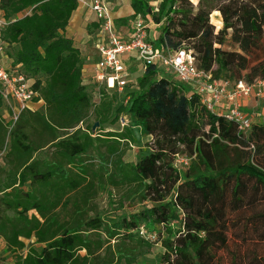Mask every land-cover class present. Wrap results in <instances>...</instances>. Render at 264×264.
<instances>
[{"label":"trees","instance_id":"16d2710c","mask_svg":"<svg viewBox=\"0 0 264 264\" xmlns=\"http://www.w3.org/2000/svg\"><path fill=\"white\" fill-rule=\"evenodd\" d=\"M79 5L0 0L3 58L33 80L44 101L43 110H24L13 124L0 108V238L15 264H137L157 242L165 251L156 264H216L220 251L230 264H264L257 250L264 244V122L240 129L156 64L143 70L136 89L126 87L119 105L113 91L97 83L90 90L82 53L65 34ZM131 6L134 17L161 29L150 41L191 48L200 70L247 85L264 79V0ZM125 112L155 143L135 164L121 153L130 130L97 133ZM178 155L189 165L179 166ZM107 181L151 204L104 217L94 199Z\"/></svg>","mask_w":264,"mask_h":264},{"label":"built area","instance_id":"2783aa9c","mask_svg":"<svg viewBox=\"0 0 264 264\" xmlns=\"http://www.w3.org/2000/svg\"><path fill=\"white\" fill-rule=\"evenodd\" d=\"M80 4L93 10L99 20L96 48L100 59L96 66L95 83L100 87L123 92L131 78L127 57L134 56L143 70L150 64L173 70L176 80L195 90L209 109L236 121L240 129L245 130L251 126L252 117L242 110L239 99L248 97L253 92L257 97H261L264 92V79L247 85L242 80L215 78L211 71L200 70L196 66L191 48L171 50L168 46H157L150 41L148 26L141 15L135 16L131 33L127 38H122L108 0H80ZM5 25L6 20L0 9V31ZM0 55L1 57L4 55L1 40ZM32 85V79L0 63V96L9 113L8 121L12 124L18 120L24 110L34 111L35 103L44 104L42 99H37L39 93L33 90ZM219 104H225L223 109L218 110ZM258 116H261V113H258ZM5 152V149L0 151V164ZM176 161L180 166L189 165V158L186 156L178 155ZM0 264H3L1 249Z\"/></svg>","mask_w":264,"mask_h":264},{"label":"rangeland","instance_id":"374dc122","mask_svg":"<svg viewBox=\"0 0 264 264\" xmlns=\"http://www.w3.org/2000/svg\"><path fill=\"white\" fill-rule=\"evenodd\" d=\"M191 1L194 4L198 3V0H191ZM158 4H159V1L152 2V5L154 7H157ZM210 20L212 24L215 26L216 31L218 32L223 26L221 14H219V11L213 12L211 14ZM145 23L150 26L148 28V32L150 31L153 32L154 28H157V31L155 32V36L158 37V34L161 32V29H158L159 27H155L156 23L155 22L148 23L146 22V20H145ZM0 63L5 67L9 66V63L5 59H3L1 55H0ZM129 70L131 73V78L129 80L130 83L128 84L127 88L129 90H134L137 88L138 81L142 75L143 69L141 66L140 67L133 66V67H130ZM164 70H165V74L170 79H176L173 73V70H168L166 68ZM91 86H94V84L93 83H91V85L89 84L88 87L90 90L92 89ZM125 90L126 88L124 89L123 92H120L117 89L111 90L114 92V93L112 92L111 94L113 95L117 94V97H118L117 105L120 104L121 97L123 96ZM93 98L95 102L99 101V97L96 94H93ZM0 108H2L1 111L4 110L3 111L4 113L8 112L4 102ZM7 119H9V117L6 118V120ZM92 121H93V117L88 120V123ZM97 128L95 129L96 131H97ZM125 129H128L131 131L132 140L129 142H127V140H124L123 142H121V153L123 154V159L125 162H128L130 164H135L141 158V156L153 150V148L155 147V143L151 136H147L142 133L141 129L137 125L135 118L131 114L127 112L123 113L121 115L120 120L117 123L106 124L105 127L102 129V131L98 130L97 133L100 134L101 132L106 133V132H112V131L121 132ZM43 154L44 152L41 153V155ZM125 190H126L125 186L123 185L114 186L109 181H107L104 186H101L97 189V195L94 199V205L97 207V211L104 217L113 219V218H119L124 215H128L130 212H137L141 210L142 207L148 206L151 204L149 201L144 202V203L136 201L135 198H131L130 196H128V193H126ZM156 232L161 233L162 237L165 235L161 227H158ZM27 243L30 244L29 241H27ZM250 245H253V243H251ZM257 250L260 251L261 255H264V244L259 245ZM164 251L165 250L162 247L161 242H157L151 248L148 254H146L144 257H141L139 259V262L137 264H156L158 260L160 259L161 254L164 253ZM1 255H2L3 264H15V259L13 258L12 253L9 252L7 249L6 250L2 249ZM216 264H230V262L228 261L227 253L225 251H220V253L218 254V260Z\"/></svg>","mask_w":264,"mask_h":264},{"label":"crops","instance_id":"0c3cea01","mask_svg":"<svg viewBox=\"0 0 264 264\" xmlns=\"http://www.w3.org/2000/svg\"><path fill=\"white\" fill-rule=\"evenodd\" d=\"M113 12L117 27L120 31L122 38H127L132 30V22L134 20V10L131 6V0H108ZM124 20V21H123ZM123 23V24H122ZM99 20L96 14L90 8L83 4H80L76 11L73 13L69 25L65 30V34L74 40L75 45L80 49L82 57L84 59L83 75L84 81L89 85L95 83V76L97 72V62L100 59L96 48V38L99 30ZM150 27L149 25H147ZM158 27V25H155ZM159 29V28H158ZM157 28H154L153 32L150 31V36L157 38L155 32ZM5 59L8 63L9 60ZM129 62V64H128ZM139 61L134 56L127 57L128 67L141 66ZM163 71H165L163 69ZM143 73V71H142ZM92 88V86H91ZM239 104L242 110L252 117L253 121L264 122V92L261 97H257L253 92L250 96L239 99ZM225 104H219L218 110L223 109ZM34 111L42 110L44 108L43 103H35ZM6 112V111H5ZM261 113V116H258ZM4 118L9 117V113H3ZM8 121V119H7ZM0 249H7L5 241L0 238Z\"/></svg>","mask_w":264,"mask_h":264},{"label":"water","instance_id":"95a60500","mask_svg":"<svg viewBox=\"0 0 264 264\" xmlns=\"http://www.w3.org/2000/svg\"><path fill=\"white\" fill-rule=\"evenodd\" d=\"M99 123L97 122L94 127H93V130H95L97 127H98Z\"/></svg>","mask_w":264,"mask_h":264}]
</instances>
